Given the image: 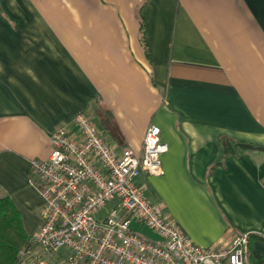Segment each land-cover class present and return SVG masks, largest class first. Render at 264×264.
<instances>
[{
	"label": "crops",
	"instance_id": "0c3cea01",
	"mask_svg": "<svg viewBox=\"0 0 264 264\" xmlns=\"http://www.w3.org/2000/svg\"><path fill=\"white\" fill-rule=\"evenodd\" d=\"M80 114L117 151L160 127L148 200L198 246L250 234L247 264H264V149L238 147H264V0H0V198L28 236L43 206L30 163Z\"/></svg>",
	"mask_w": 264,
	"mask_h": 264
},
{
	"label": "built area",
	"instance_id": "2783aa9c",
	"mask_svg": "<svg viewBox=\"0 0 264 264\" xmlns=\"http://www.w3.org/2000/svg\"><path fill=\"white\" fill-rule=\"evenodd\" d=\"M71 132L58 129L49 160L30 163V182L41 185V225L20 251L23 264H247L250 234H238L218 247L196 245L138 183L142 173L163 174L168 152L161 129L150 125L141 152L115 150L85 114ZM112 203L110 208L107 205ZM133 221L161 238L132 228Z\"/></svg>",
	"mask_w": 264,
	"mask_h": 264
},
{
	"label": "trees",
	"instance_id": "16d2710c",
	"mask_svg": "<svg viewBox=\"0 0 264 264\" xmlns=\"http://www.w3.org/2000/svg\"><path fill=\"white\" fill-rule=\"evenodd\" d=\"M245 151L247 149H264L259 145L238 144ZM225 150L228 156L235 155L230 144L226 142ZM252 238L250 237V242ZM30 243L21 214L9 197L0 198V264H21L20 251Z\"/></svg>",
	"mask_w": 264,
	"mask_h": 264
},
{
	"label": "rangeland",
	"instance_id": "374dc122",
	"mask_svg": "<svg viewBox=\"0 0 264 264\" xmlns=\"http://www.w3.org/2000/svg\"><path fill=\"white\" fill-rule=\"evenodd\" d=\"M111 205H112V203H109L108 205H107V208H110L111 207ZM18 209V208H17ZM22 211V210H21ZM24 211V210H23ZM20 212V211H19ZM31 237V236H30ZM26 248V247H25ZM23 250V249H22ZM21 264H23V263H21Z\"/></svg>",
	"mask_w": 264,
	"mask_h": 264
}]
</instances>
